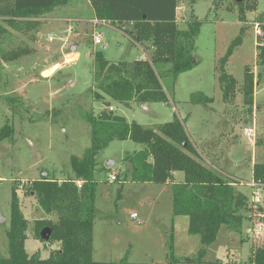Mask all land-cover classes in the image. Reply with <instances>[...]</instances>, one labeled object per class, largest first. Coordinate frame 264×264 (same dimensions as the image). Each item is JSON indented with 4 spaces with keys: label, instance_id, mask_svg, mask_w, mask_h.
<instances>
[{
    "label": "rangeland",
    "instance_id": "1",
    "mask_svg": "<svg viewBox=\"0 0 264 264\" xmlns=\"http://www.w3.org/2000/svg\"><path fill=\"white\" fill-rule=\"evenodd\" d=\"M179 2L185 3L184 6L179 3L177 10L181 30H188L193 20L202 23L193 52L196 65L176 80L168 72L170 64L156 65L169 102L123 105L111 101L114 114L155 130L177 116L185 122L202 162L237 181V188L252 202L247 183L253 177L252 164L264 163V67L257 65L254 28L255 20L264 14V0H259L256 12L246 15L243 33L239 14L229 11L226 3L217 6L215 0ZM3 5L0 0V27L5 29L0 34V132L11 126L12 135L0 141V257L8 256L10 205L12 188H16L21 210L28 220L26 251L30 256L37 254L47 259L60 245L36 238L35 222L57 217L47 215L27 192L28 188L32 181L46 174L58 181L73 178L72 157L84 158L91 147L85 115L93 112L98 116L104 110L103 102L96 100L92 92L94 55L102 51L107 61L118 63L133 62L145 54L129 34L132 25L120 26L100 19L86 0H71L68 5L40 16L38 29L22 32L3 21L6 12L1 11ZM50 36L55 40L50 41ZM96 37H100V44L94 42ZM239 37L241 44L226 64L227 73L236 82L235 96L225 100L220 64ZM140 44L144 49L152 46L149 42ZM146 55L150 59L152 51L146 49ZM247 67L260 83L256 86L259 104L252 109L245 104L242 91ZM202 96L211 102L197 103ZM247 129L255 133L253 138L244 134ZM145 147L130 140L115 141L97 157L92 253L96 262L117 263L126 259L131 263H164L173 229V242L182 236L200 238L186 231V216H174L171 184L124 181L129 169L125 155ZM109 162H113L110 167ZM111 174L119 180L111 181ZM258 204L264 214V198ZM244 225L242 234L228 229L230 238L225 236L223 226L217 240L207 247L204 261L247 262L252 251L264 244V221L256 220L253 224L246 221ZM260 225L262 231L258 230ZM240 242L241 258L236 250L241 249ZM201 247L202 244L192 243V249L181 258L196 256Z\"/></svg>",
    "mask_w": 264,
    "mask_h": 264
},
{
    "label": "trees",
    "instance_id": "2",
    "mask_svg": "<svg viewBox=\"0 0 264 264\" xmlns=\"http://www.w3.org/2000/svg\"><path fill=\"white\" fill-rule=\"evenodd\" d=\"M3 21L17 31L38 29L40 16L71 0H1ZM95 15L120 26L132 25L129 31L137 43L149 42L153 53L150 59L133 62L111 63L102 51L94 55V98L103 102L100 115L87 113L92 144L84 158L72 157L74 177L58 181L42 176L31 182L28 193L33 195L47 215H56V220L39 219L35 222V236L40 239L42 229H52L48 243H59L60 247L47 259L39 255L30 256L26 251L28 220L24 217L17 189L12 188L11 227L8 230V256L0 257V264H225L221 260L205 262L207 247L213 244L223 226L242 234L244 224L264 221L263 208H255L248 196L237 188L238 183L217 170L206 166L197 148L192 144L185 129V122L174 117L173 121L155 129L144 127L110 110L111 101L123 105L135 102L140 105L169 102L156 70L158 64H170L168 71L175 80L196 65L193 52L202 23L189 22L188 30H181L177 23L179 0H88ZM227 4L229 11L239 14L246 24V15L256 12L259 0H215V4ZM255 23L261 35L257 36V65L264 67V14ZM246 29L244 25L241 33ZM5 29L0 27V34ZM22 32V31H21ZM242 38L236 39L220 64V83L224 99L235 96V79L227 73L226 64ZM261 74L258 75L260 78ZM257 81L247 67L242 87L245 104L254 106ZM10 100V99H9ZM196 102V101H195ZM210 99L202 96L197 103L207 105ZM12 106V105H11ZM12 127L5 126L0 132V141L10 138ZM133 141L146 147L134 154H126L124 162L127 173L124 181L132 183L171 184L174 216L189 218V234L200 237L202 247L194 257L179 258L175 254L173 237L168 242V260L164 263L96 262L93 253V229L98 182L97 157L115 141ZM183 173L177 181L176 173ZM119 178L116 176V181ZM253 181L264 184V163L253 166ZM81 182V187L79 183ZM120 190V195H121ZM242 264H264V244L257 246L247 262Z\"/></svg>",
    "mask_w": 264,
    "mask_h": 264
},
{
    "label": "crops",
    "instance_id": "3",
    "mask_svg": "<svg viewBox=\"0 0 264 264\" xmlns=\"http://www.w3.org/2000/svg\"><path fill=\"white\" fill-rule=\"evenodd\" d=\"M87 1V4H88V6H90V8H92L91 7V5H90V3H89V1L88 0H86ZM180 4L182 5V6H184V4L185 3H183V2H180ZM92 12H93V14L95 15V12H94V10L92 9ZM57 21H66L65 19H56ZM92 21V20H91ZM90 21V22H91ZM255 28V27H254ZM67 33H69V30L67 31ZM55 39H54V36H50V41H54ZM67 40V39H66ZM139 48H141V50H142V52H143V54H145V55H143V56H140L139 58L140 59H145L148 55H146V49H150L151 51H152V53H153V49H152V46H146V47H148V48H146V49H144L142 46H141V44L139 45V43H137L136 44ZM75 58V56L73 57V58H71V59H74ZM147 59V58H146ZM54 68H58L57 66H55ZM55 70V69H54ZM256 77V76H255ZM260 85V83L259 82H257V84H256V86H259ZM256 86H255V95H254V107L256 106V104H259L258 103V101H257V96H258V90H257V88H256ZM113 110V112H115V110H114V108L113 107H111ZM111 108H110V110H111ZM256 108V107H255ZM190 138V137H189ZM254 164L255 163H253L252 164V168H253V166H254ZM183 174V173H182ZM252 174H253V170H252ZM180 175V172L179 173H176L175 174V179L177 180V181H180V180H182L183 179V177L184 176H179ZM253 181V177H252V179H251V181H247V183H250V182H252ZM167 184H169V183H167ZM249 189H250V195H252V190H251V188L249 187ZM181 217H184V216H181ZM187 219H188V227H187V229H186V231L189 233V218L188 217H186ZM182 225V224H181ZM244 227H245V225H244ZM222 229V228H221ZM173 231H174V233L173 234H175V230L173 229ZM224 231H226L225 233V236L227 237V238H230V236H228L229 234H228V228L226 227L225 228V230ZM184 233V230H180V233ZM246 232H250V229L249 228H246ZM171 235V237H174V235ZM191 235V234H190ZM170 237V238H171ZM175 238V237H174ZM174 243V247H175V254H176V256L177 257H179V258H181V256H183V255H187V252H188V250H190V249H192L191 248V246H192V243H197V246H198V243L199 244H201V240H200V238H199V240L197 239V238H191V236H185V237H183L182 236V238L181 239H175V241L173 242ZM240 246H241V249H236L237 251H238V253L242 250V246H243V244H241V242H240ZM194 248H196V247H193V249ZM197 248H199V247H197ZM201 249V248H200ZM199 249V250H200ZM199 250L197 251V253L199 252ZM232 251H230V253H231ZM240 254V255H239ZM238 255H239V257L241 258V256H242V254H241V252L239 253ZM197 255V254H196ZM231 257V256H230ZM184 258V257H183ZM168 260V259H167ZM167 260L165 261V262H167Z\"/></svg>",
    "mask_w": 264,
    "mask_h": 264
},
{
    "label": "built area",
    "instance_id": "4",
    "mask_svg": "<svg viewBox=\"0 0 264 264\" xmlns=\"http://www.w3.org/2000/svg\"><path fill=\"white\" fill-rule=\"evenodd\" d=\"M93 23L95 24V23H97V21H94ZM254 27H255V31H256V37L261 35L259 24L255 23ZM94 42L96 44H100L101 43L100 37L94 38ZM112 110L113 109L111 108V111ZM244 134L246 136L252 137V138L255 136V133L253 131H251V130H248V129L244 131ZM109 178L111 179V181H116V175L115 174H111ZM81 185L82 184L80 182L78 186L81 187ZM248 185H249V187L252 190V195H251L252 196V204L254 205L255 208H257V207H259L258 202H260L264 198V184L252 181ZM132 217L133 218H137V215L133 214ZM258 230L262 231L263 230V225H260L258 227ZM225 264H227V263H225Z\"/></svg>",
    "mask_w": 264,
    "mask_h": 264
},
{
    "label": "water",
    "instance_id": "5",
    "mask_svg": "<svg viewBox=\"0 0 264 264\" xmlns=\"http://www.w3.org/2000/svg\"><path fill=\"white\" fill-rule=\"evenodd\" d=\"M237 1L240 2L241 0H237ZM73 48L75 49V47H73ZM112 165H113V162H109L107 164L108 167H110ZM44 176H47V174L44 175ZM51 234H52V229L46 227V228H44V229L41 230V232H40V239L43 240L44 242H49V240L51 238Z\"/></svg>",
    "mask_w": 264,
    "mask_h": 264
}]
</instances>
